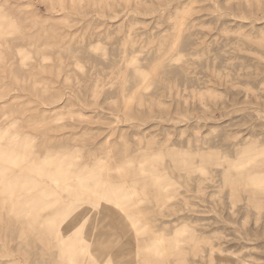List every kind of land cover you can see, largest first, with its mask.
<instances>
[{
    "label": "rangeland",
    "instance_id": "374dc122",
    "mask_svg": "<svg viewBox=\"0 0 264 264\" xmlns=\"http://www.w3.org/2000/svg\"><path fill=\"white\" fill-rule=\"evenodd\" d=\"M0 264H264V0H0Z\"/></svg>",
    "mask_w": 264,
    "mask_h": 264
},
{
    "label": "bare ground",
    "instance_id": "6f19581e",
    "mask_svg": "<svg viewBox=\"0 0 264 264\" xmlns=\"http://www.w3.org/2000/svg\"><path fill=\"white\" fill-rule=\"evenodd\" d=\"M60 225V224H59ZM65 225V224H64ZM62 228V227H61ZM63 244V243H62Z\"/></svg>",
    "mask_w": 264,
    "mask_h": 264
}]
</instances>
